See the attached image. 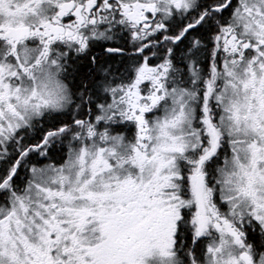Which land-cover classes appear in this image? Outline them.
<instances>
[{
	"label": "snow or ice",
	"instance_id": "1",
	"mask_svg": "<svg viewBox=\"0 0 264 264\" xmlns=\"http://www.w3.org/2000/svg\"><path fill=\"white\" fill-rule=\"evenodd\" d=\"M0 264H264V0H0Z\"/></svg>",
	"mask_w": 264,
	"mask_h": 264
}]
</instances>
